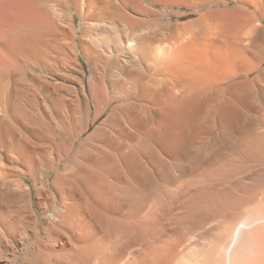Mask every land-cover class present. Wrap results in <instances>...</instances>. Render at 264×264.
Wrapping results in <instances>:
<instances>
[{
  "label": "bare ground",
  "instance_id": "obj_1",
  "mask_svg": "<svg viewBox=\"0 0 264 264\" xmlns=\"http://www.w3.org/2000/svg\"><path fill=\"white\" fill-rule=\"evenodd\" d=\"M0 264H264V0H0Z\"/></svg>",
  "mask_w": 264,
  "mask_h": 264
},
{
  "label": "rangeland",
  "instance_id": "obj_2",
  "mask_svg": "<svg viewBox=\"0 0 264 264\" xmlns=\"http://www.w3.org/2000/svg\"><path fill=\"white\" fill-rule=\"evenodd\" d=\"M73 11H75V8H72ZM76 24H77V28L79 27V24H80V19L79 17L76 16ZM77 37L79 38L80 37V32L78 31V34H77ZM79 53V57H82V55H80V52L78 51ZM82 63L85 65V67L87 69H89L88 65H86L85 61L83 59H81Z\"/></svg>",
  "mask_w": 264,
  "mask_h": 264
}]
</instances>
